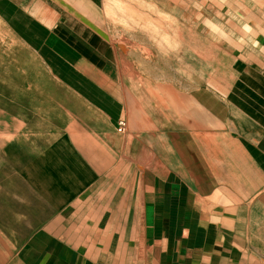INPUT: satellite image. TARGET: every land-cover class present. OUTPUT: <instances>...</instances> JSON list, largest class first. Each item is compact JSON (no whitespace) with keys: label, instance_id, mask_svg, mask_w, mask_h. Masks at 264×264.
I'll return each instance as SVG.
<instances>
[{"label":"crops","instance_id":"0c3cea01","mask_svg":"<svg viewBox=\"0 0 264 264\" xmlns=\"http://www.w3.org/2000/svg\"><path fill=\"white\" fill-rule=\"evenodd\" d=\"M113 1L0 0V264H264V0Z\"/></svg>","mask_w":264,"mask_h":264},{"label":"rangeland","instance_id":"374dc122","mask_svg":"<svg viewBox=\"0 0 264 264\" xmlns=\"http://www.w3.org/2000/svg\"><path fill=\"white\" fill-rule=\"evenodd\" d=\"M210 4L212 7H208ZM110 5H112L113 9L114 6H118L120 14H123L122 12L126 8L136 11L149 10L152 12V16H157L156 13L161 12L165 16L166 21H168L167 24L171 22L167 25L168 27H179L178 31L181 34L184 47L190 44L192 38L193 42H195L196 36L200 47H202V45L206 44L209 28H214L210 24L213 15L215 16L213 13V0H118V2L113 1L112 4L108 3L109 7ZM153 22L157 27L163 26L161 17L152 19V28L155 26ZM167 32H171V29L169 28ZM152 62L156 63V65L153 64L152 66L158 72L159 67L157 64L159 60Z\"/></svg>","mask_w":264,"mask_h":264},{"label":"built area","instance_id":"2783aa9c","mask_svg":"<svg viewBox=\"0 0 264 264\" xmlns=\"http://www.w3.org/2000/svg\"><path fill=\"white\" fill-rule=\"evenodd\" d=\"M119 125H120V128H119V130L121 131V130H122V128H123V123H121V122H120V124H119Z\"/></svg>","mask_w":264,"mask_h":264}]
</instances>
